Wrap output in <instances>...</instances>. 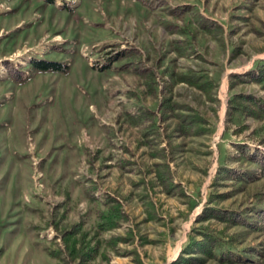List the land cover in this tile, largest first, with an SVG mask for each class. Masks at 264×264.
I'll return each instance as SVG.
<instances>
[{"label":"rangeland","instance_id":"obj_1","mask_svg":"<svg viewBox=\"0 0 264 264\" xmlns=\"http://www.w3.org/2000/svg\"><path fill=\"white\" fill-rule=\"evenodd\" d=\"M262 59L264 0H0V264H264Z\"/></svg>","mask_w":264,"mask_h":264},{"label":"trees","instance_id":"obj_2","mask_svg":"<svg viewBox=\"0 0 264 264\" xmlns=\"http://www.w3.org/2000/svg\"><path fill=\"white\" fill-rule=\"evenodd\" d=\"M53 63L51 61H45V64ZM180 79H186L183 75L179 77ZM229 82L228 87H231L233 83L238 81H254L259 83L262 87H264V59L257 60L255 63L251 65V67L247 68L241 72H232L229 73ZM190 82L192 81L197 87L206 91L207 88L211 85L209 80L206 79H196L192 77L188 79ZM234 112H243L247 115H254L257 112L264 114V102L259 97H254L249 93L242 92H232L227 100H226V108L225 115L226 117H230ZM250 155L253 158L261 169L264 170V158L263 156L256 157V155ZM214 217L223 221H239L244 222L243 219L240 218L238 213L235 211H231L226 208L221 207H213L209 205H204L201 211L196 214L195 221L206 220L207 218ZM109 224V223H108ZM77 224L74 223L72 225V233L77 229ZM199 237L195 236V233L189 234L187 236L186 243L183 245L180 253L172 259L169 264H195L199 263L202 260L200 254L212 255V245L214 241V237L208 232H197ZM92 249V247H88L84 251L82 248H77L76 252L79 253V257H84L88 255V252ZM74 250L73 244H70L69 251ZM198 254V255H197ZM82 257V258H83ZM82 258H80L82 260Z\"/></svg>","mask_w":264,"mask_h":264}]
</instances>
